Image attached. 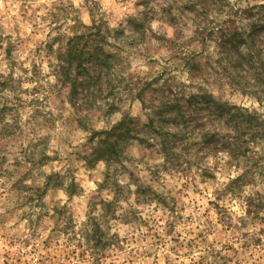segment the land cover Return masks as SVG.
Instances as JSON below:
<instances>
[{"label": "clouds", "instance_id": "obj_1", "mask_svg": "<svg viewBox=\"0 0 264 264\" xmlns=\"http://www.w3.org/2000/svg\"><path fill=\"white\" fill-rule=\"evenodd\" d=\"M0 264H264V0H0Z\"/></svg>", "mask_w": 264, "mask_h": 264}]
</instances>
